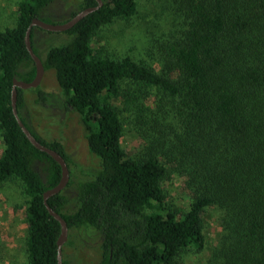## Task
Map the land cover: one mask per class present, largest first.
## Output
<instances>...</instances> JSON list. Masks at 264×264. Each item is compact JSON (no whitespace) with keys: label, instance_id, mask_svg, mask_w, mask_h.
<instances>
[{"label":"trees","instance_id":"1","mask_svg":"<svg viewBox=\"0 0 264 264\" xmlns=\"http://www.w3.org/2000/svg\"><path fill=\"white\" fill-rule=\"evenodd\" d=\"M55 1L19 0L15 22L0 29V190L17 182L25 198L26 264H57L60 223L43 194L61 177L59 164L30 143L12 112L13 79L35 76L26 30L34 18L64 23L96 5L79 0L64 20L50 10ZM101 1L44 56L34 43L35 29H43L30 30L33 52L53 70L62 104L78 114L98 161L76 183L69 173L47 199L67 225L62 264H73L64 249L69 232L79 229L94 233L93 264H179L206 249L211 212L217 232L208 264H264V0H169V27L149 36L140 59L92 46L100 28L130 20L139 2ZM29 89L16 88L17 115L70 171L63 146L44 140L22 114ZM36 98L47 101L40 89ZM125 120L140 139L133 154L122 145ZM172 174L189 192L185 208L163 188Z\"/></svg>","mask_w":264,"mask_h":264},{"label":"rangeland","instance_id":"2","mask_svg":"<svg viewBox=\"0 0 264 264\" xmlns=\"http://www.w3.org/2000/svg\"><path fill=\"white\" fill-rule=\"evenodd\" d=\"M18 2L19 0H0L1 30L15 22ZM78 5L79 0H56L50 10L52 13L62 14L65 20L71 12L78 11ZM168 8L169 0H139L137 12L130 20H115L100 28L92 39V46L118 57L130 55L136 59L147 58L149 36L162 33L169 27L171 18ZM59 32L48 33L35 29L34 43L41 56H44L50 46L61 44L69 38L66 33ZM36 89L46 93L47 101L36 102ZM23 102L21 112L37 134L49 143L58 142L63 146L69 158L70 179L76 183L79 179L86 178L88 169L96 167L98 161L89 153L82 137L78 114L65 109L62 104L63 96L53 70H44L40 84L23 93ZM139 143L134 126L125 120L123 148L128 154H133ZM1 149L0 141V152ZM162 185L169 201L181 208L187 207L189 192L184 187L183 177L168 175ZM24 206L25 198L19 184L12 181L5 184L0 190V264H26L23 249L26 230ZM211 214L209 227L206 228V249L199 253H188L179 264H208V249L215 243L217 232L213 212ZM69 234L70 238L64 249L66 258L73 264H93L98 257L93 231L79 229L70 231Z\"/></svg>","mask_w":264,"mask_h":264},{"label":"water","instance_id":"3","mask_svg":"<svg viewBox=\"0 0 264 264\" xmlns=\"http://www.w3.org/2000/svg\"><path fill=\"white\" fill-rule=\"evenodd\" d=\"M96 5L91 6V7H86L80 11H78L74 16H72L70 19H68L64 23H47L44 22L38 18H34L29 27L26 30L25 34V45L26 49L35 65V76L31 81H22V80H17L13 79V86L11 90V106H12V112L15 116V119L21 128L22 132L25 134L27 139L30 141V143L37 148L40 151H43L47 153L49 156H51L52 159H54L60 166L61 169V177L58 181V183L47 189L44 194H43V199L45 202V207L48 210V212L60 223V235L57 240V264H62V255H61V248L64 242L67 239V225L65 220L57 213L55 212L48 204H47V199L56 194L59 193L66 185L68 178H69V171L67 164L65 160L62 158V156L56 152L55 150L41 144L31 133L30 131L25 127V125L22 123V121L19 119L17 115V110H16V98H17V91L16 88H21V89H28V88H34L37 87L44 74V68L42 65V61L38 55H36L31 47L30 44V30L33 26L39 27L45 31H50V32H59V31H65L69 28H71L73 25H75L79 20H81L84 16L87 14L97 10L101 5L102 1L101 0H95Z\"/></svg>","mask_w":264,"mask_h":264},{"label":"flooded vegetation","instance_id":"4","mask_svg":"<svg viewBox=\"0 0 264 264\" xmlns=\"http://www.w3.org/2000/svg\"><path fill=\"white\" fill-rule=\"evenodd\" d=\"M69 17V16H68Z\"/></svg>","mask_w":264,"mask_h":264}]
</instances>
